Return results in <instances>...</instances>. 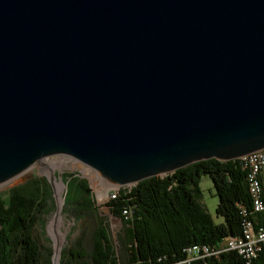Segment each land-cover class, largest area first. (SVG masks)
I'll return each mask as SVG.
<instances>
[{"label":"water","instance_id":"95a60500","mask_svg":"<svg viewBox=\"0 0 264 264\" xmlns=\"http://www.w3.org/2000/svg\"><path fill=\"white\" fill-rule=\"evenodd\" d=\"M262 149L264 0H0V184L56 155L135 185Z\"/></svg>","mask_w":264,"mask_h":264},{"label":"trees","instance_id":"16d2710c","mask_svg":"<svg viewBox=\"0 0 264 264\" xmlns=\"http://www.w3.org/2000/svg\"><path fill=\"white\" fill-rule=\"evenodd\" d=\"M248 173L241 159H209L120 189L107 206L124 223L122 258L108 224L99 215L89 181L78 173H64L67 192L63 212L77 220L95 217L96 227L89 247L79 238L62 250L59 264H172L186 258V249L193 244L220 248L229 237L242 235L245 220H251L255 228L264 225V211L254 208ZM203 175L210 176L219 197V222L201 201ZM53 206V188L39 175L0 193V264L53 263L52 249L42 245L35 234ZM193 264L247 263L236 250H225ZM254 264H264V249Z\"/></svg>","mask_w":264,"mask_h":264},{"label":"rangeland","instance_id":"374dc122","mask_svg":"<svg viewBox=\"0 0 264 264\" xmlns=\"http://www.w3.org/2000/svg\"><path fill=\"white\" fill-rule=\"evenodd\" d=\"M52 171L55 172V175L58 177V181H61L59 180V177L61 176L62 180L66 184L63 187L59 186L63 199L66 197L67 192V183L65 181V178L63 177L64 173H78L82 176V178H85L89 181L96 200L99 215H101L108 224V228L111 234L112 241L116 247L117 254L122 258L124 256V249L120 242V236H125L124 223L121 218L116 217L111 212V210L107 206V203L114 197L113 192H118L122 188L129 189L133 186V184L117 185L110 182L108 179L106 181V178H99V173L84 165L79 160L74 159L68 155H56L52 157L50 162L44 161L40 164L33 165L25 172L18 175L16 179L12 178L4 183H1L0 193L7 192L11 187L23 182L32 175H39L48 179V177L51 176ZM200 189V198L202 203L205 205L214 220L216 222H219L221 218L218 216L216 211L219 203V197L216 194L214 183L209 175L202 176L200 181ZM56 195L57 197L54 196V206L52 210L44 215L43 221H41L42 224H38L35 230V234L39 238L40 243L52 249L54 264L57 255L56 248H58L54 236L57 233H54V236L50 233L49 224L58 216V214L62 215L65 223L64 225L58 226V232L63 241V244L61 245V252L65 247L76 243V241L81 237L84 239L85 245L89 247L92 231L96 227L95 217H86L81 220H77L73 216L64 213L63 209L65 202L64 204L62 202L59 205V195L57 191Z\"/></svg>","mask_w":264,"mask_h":264},{"label":"built area","instance_id":"2783aa9c","mask_svg":"<svg viewBox=\"0 0 264 264\" xmlns=\"http://www.w3.org/2000/svg\"><path fill=\"white\" fill-rule=\"evenodd\" d=\"M240 159L249 169V191L254 198L253 203L255 211L263 212L264 149L254 151L246 156L241 157ZM116 195L117 192H113V196L115 197ZM124 214L128 215V210H125ZM263 249L264 225H260L255 228L253 222L247 219L244 221V231L242 232V235L229 237L222 243L220 248H213L203 244H193L186 249V258L172 264H193L197 260L219 254L225 250H236L244 259H246L247 264H254V261L257 260L260 252Z\"/></svg>","mask_w":264,"mask_h":264},{"label":"bare ground","instance_id":"6f19581e","mask_svg":"<svg viewBox=\"0 0 264 264\" xmlns=\"http://www.w3.org/2000/svg\"><path fill=\"white\" fill-rule=\"evenodd\" d=\"M52 174V173H51ZM99 178H104L103 176H101L100 174H98ZM17 177H15L16 179ZM107 181V179H105ZM54 185H55V189L56 191L58 192V195H59V205L60 203H62L64 201V199L62 198V195H61V189L59 186L63 187L64 184L62 181H58V179H54ZM60 221V222H59ZM64 219L62 218V215L61 214H58V216L49 224V230H50V233L53 234L54 236V233H57L54 238H55V241H56V244H57V247L56 248V259H55V264H59V260H60V255H61V245L63 244V241H62V238L60 237L59 235V230H58V226L59 225H64Z\"/></svg>","mask_w":264,"mask_h":264},{"label":"crops","instance_id":"0c3cea01","mask_svg":"<svg viewBox=\"0 0 264 264\" xmlns=\"http://www.w3.org/2000/svg\"><path fill=\"white\" fill-rule=\"evenodd\" d=\"M263 187H264V177H263ZM263 194H264V188H263Z\"/></svg>","mask_w":264,"mask_h":264}]
</instances>
